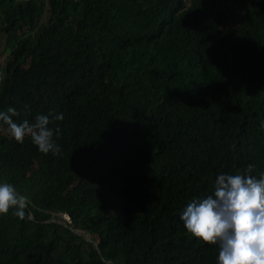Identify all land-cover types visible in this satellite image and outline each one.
Wrapping results in <instances>:
<instances>
[{
  "label": "trees",
  "instance_id": "1",
  "mask_svg": "<svg viewBox=\"0 0 264 264\" xmlns=\"http://www.w3.org/2000/svg\"><path fill=\"white\" fill-rule=\"evenodd\" d=\"M0 34V110L49 115L59 145L0 121V182L28 199L0 264H216L179 217L218 173H264V0H0Z\"/></svg>",
  "mask_w": 264,
  "mask_h": 264
},
{
  "label": "clouds",
  "instance_id": "2",
  "mask_svg": "<svg viewBox=\"0 0 264 264\" xmlns=\"http://www.w3.org/2000/svg\"><path fill=\"white\" fill-rule=\"evenodd\" d=\"M14 115L16 110L12 107L0 110V121L8 126L15 140L22 142L30 133L39 151L53 154L59 151L53 129L48 126L49 115L38 114L34 124L27 120L16 123ZM53 118L62 120L63 114L57 113ZM27 204V197L19 194L11 183L0 182V214L14 208L15 215L24 218ZM179 218L194 237L218 245L216 264H264V173L258 178L218 173L212 193L192 199Z\"/></svg>",
  "mask_w": 264,
  "mask_h": 264
},
{
  "label": "rangeland",
  "instance_id": "3",
  "mask_svg": "<svg viewBox=\"0 0 264 264\" xmlns=\"http://www.w3.org/2000/svg\"><path fill=\"white\" fill-rule=\"evenodd\" d=\"M9 45H8V41H6V36L4 34H0V80H1V86H0V100L2 99L3 95H4V91H5V84H4V79H5V75H4V66H5V62L7 60V57L9 55ZM17 192L19 194L25 195L22 192H19L17 190ZM26 196V195H25ZM63 216V215H62ZM64 217V216H63ZM67 221H69L68 217L65 218ZM64 223V222H63ZM77 233H80V235H85L87 236L89 239L90 235L88 233H85L84 231L80 230V229H75L74 230Z\"/></svg>",
  "mask_w": 264,
  "mask_h": 264
},
{
  "label": "water",
  "instance_id": "4",
  "mask_svg": "<svg viewBox=\"0 0 264 264\" xmlns=\"http://www.w3.org/2000/svg\"><path fill=\"white\" fill-rule=\"evenodd\" d=\"M59 222H60V220H58ZM79 235H80V233H78ZM85 236V235H84ZM85 238L87 239V240H90L87 236H85Z\"/></svg>",
  "mask_w": 264,
  "mask_h": 264
}]
</instances>
